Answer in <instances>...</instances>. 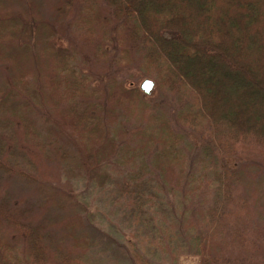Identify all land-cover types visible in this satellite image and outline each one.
I'll use <instances>...</instances> for the list:
<instances>
[{
    "label": "trees",
    "instance_id": "16d2710c",
    "mask_svg": "<svg viewBox=\"0 0 264 264\" xmlns=\"http://www.w3.org/2000/svg\"><path fill=\"white\" fill-rule=\"evenodd\" d=\"M111 171L140 223L118 261L155 263L164 194L175 261L264 264V0H0V264H92L46 178Z\"/></svg>",
    "mask_w": 264,
    "mask_h": 264
},
{
    "label": "rangeland",
    "instance_id": "374dc122",
    "mask_svg": "<svg viewBox=\"0 0 264 264\" xmlns=\"http://www.w3.org/2000/svg\"><path fill=\"white\" fill-rule=\"evenodd\" d=\"M111 177L113 180L111 179L110 186L104 189L88 185L81 179H70L63 174L46 178L77 196L76 203L90 236L91 246L88 257L92 264H130L117 259L121 256L127 259L129 255L127 243L136 244L138 241L131 235L140 225L134 215H131L132 208L128 205L131 196L124 194L121 179H118L119 175L111 171ZM159 199L164 204V209L157 213L159 216L155 214L154 223L147 219L141 228L143 233H146L142 238L149 252L147 258L155 262L154 264H197L198 258L195 256L182 255L175 261L173 257L158 248L160 245H155L156 241L163 242L165 239L166 235L161 234L159 228L163 226L162 212L168 210L166 205L170 202L164 194L160 195ZM132 250L144 254L139 247Z\"/></svg>",
    "mask_w": 264,
    "mask_h": 264
},
{
    "label": "water",
    "instance_id": "95a60500",
    "mask_svg": "<svg viewBox=\"0 0 264 264\" xmlns=\"http://www.w3.org/2000/svg\"><path fill=\"white\" fill-rule=\"evenodd\" d=\"M154 87L155 83L150 79L144 80L140 86L141 90L147 95H150L152 93Z\"/></svg>",
    "mask_w": 264,
    "mask_h": 264
}]
</instances>
